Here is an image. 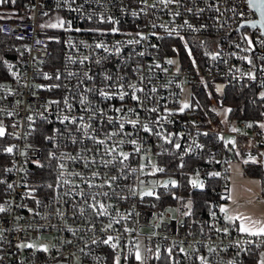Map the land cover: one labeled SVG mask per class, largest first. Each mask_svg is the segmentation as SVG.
Segmentation results:
<instances>
[{"label": "built area", "instance_id": "1", "mask_svg": "<svg viewBox=\"0 0 264 264\" xmlns=\"http://www.w3.org/2000/svg\"><path fill=\"white\" fill-rule=\"evenodd\" d=\"M232 7L245 15H235ZM0 10V33L15 42L14 56L0 62V123L9 147L14 146L0 200L7 209L0 213V264L113 263L110 245L99 243L108 236L119 237L122 251L115 254L120 255L121 264L133 259L136 244L160 256L171 248L170 264H200V255L209 264H227L232 259L257 264L264 242L240 233L224 219L220 207L228 200L229 166L234 159L264 167V128L259 126L264 123V99L259 102L258 117L232 118L228 125L215 127V119L202 120L193 112L176 110L182 91L196 78L215 80L218 85H254L264 92L263 31L244 26L257 19L254 9L243 0H179L168 5L159 0H15L14 4L8 0ZM113 27L119 32H111ZM165 37L180 39L183 48H166ZM244 37L253 43L247 44ZM129 40L139 43L128 44ZM98 43L108 51L97 48ZM216 53L220 55L213 59ZM173 55L180 58L178 68L167 63L166 58ZM105 75L113 80H105ZM129 84L144 89L136 92L140 101L131 98L134 90ZM99 90L111 98L102 97ZM120 91L127 93L123 101ZM53 100L61 103H48ZM89 109L95 112L91 119ZM65 115L76 117V124L62 123ZM128 120L138 123L133 127ZM87 124L91 127L84 135L81 126ZM143 125L152 131H144ZM66 128L75 132V144ZM77 128L81 131L76 132ZM112 132L120 134L109 138ZM226 136H232L234 143ZM133 139L139 152L130 143ZM112 147L116 150L108 152ZM121 151L129 154L127 160L119 155ZM172 156L177 157L175 168L167 167ZM197 156L203 163L190 166L189 187L203 190L210 179L218 183L205 218H194L191 207L188 211L178 207L177 201L187 195L173 192L181 181L180 165ZM93 172L99 174L93 176ZM174 179L175 186L167 183L165 187ZM193 180L203 187H193ZM147 192L153 195H144ZM93 194H98L96 201L91 199ZM93 203L96 209L90 207ZM99 203L105 204L104 210ZM168 206L176 211H167ZM105 210L106 215H97ZM109 223L112 228L105 231ZM225 227L229 234L217 231ZM237 240L256 243L245 244L251 251L237 255ZM20 244L36 247L21 248ZM209 247L215 251L209 252Z\"/></svg>", "mask_w": 264, "mask_h": 264}, {"label": "snow or ice", "instance_id": "2", "mask_svg": "<svg viewBox=\"0 0 264 264\" xmlns=\"http://www.w3.org/2000/svg\"><path fill=\"white\" fill-rule=\"evenodd\" d=\"M8 0H0V5H3L5 3H7ZM144 2L146 3V0H144ZM244 3L247 4L248 8L249 9H254L256 12L259 13V16H260V19L258 21H251V27L252 28H256L257 25H259V27L261 29H264V0H243ZM11 3H15V0H11ZM159 3L160 4H163V5H168V4H171V3H179V0H159ZM153 7H155V5H152ZM211 7V6H210ZM187 11H192V9H186ZM216 11H219V9H215ZM200 11L202 12L203 9H200ZM230 11H232L235 15L237 16H244L245 13L243 11H237V8L236 7H232L230 9ZM133 15H136L135 12L132 13ZM180 13L177 12L175 15H179ZM89 19H91V16L88 17ZM104 18L101 17V20H103ZM108 20L111 21V17H108ZM115 24H118L119 21H111ZM64 24V21L63 20H60L59 21V26H63ZM185 24H188L187 21H185ZM50 27H57L58 25L57 24H52V25H49ZM153 27H155V25H153ZM188 27L191 28L192 25L188 24ZM79 30V29H77ZM99 31V30H97ZM111 32L113 33H117L119 32V29L116 28V27H113L111 29ZM171 34V33H169ZM139 35V34H138ZM261 36H264V33H261ZM181 39H183V37H181ZM245 39V42L249 45H251L253 43L252 39L249 38V37H244ZM120 42H117V44H119ZM128 44H134V43H139V40H129L127 41ZM262 44H264V40L261 41ZM97 48H104L105 51H108V48L103 44V43H98L95 45ZM236 47H239V45H236ZM116 52L119 53L120 51V48L119 47H116ZM189 55H191V50H189L188 52ZM139 55L143 56L144 53H139ZM220 55V53H216L215 55H213V59H216L218 56ZM244 59H248L247 57H243ZM249 63H252V61L249 59L248 60ZM97 63H99V61H97ZM168 64H173L175 63V61L173 60H168L167 61ZM193 63H195V61H193ZM15 75V73H14ZM251 75V74H249ZM45 77L48 78V79H51V77H48L47 74H45ZM59 77L57 76V79ZM105 80H113V77L111 75H105ZM253 79H255L254 76H252ZM89 79H91V77H89ZM117 79H120V77H117ZM37 87H43V86H37ZM128 87L132 88L134 91L131 95V98L133 100H137V101H140V97L136 95V92H143L144 89L143 88H138L135 84H129ZM120 88L123 89L124 88V85H120ZM89 91H91V89H89ZM153 92L156 91L155 88L152 89ZM99 94L102 96V97H105L106 99H110V95L108 92L106 91H103V90H99ZM127 95V93L125 91H120L118 93V96H119V99L121 101H123L125 99V96ZM260 98L261 99H264V92H261L260 93ZM86 99V98H85ZM85 101L82 99L81 100V103L83 104ZM19 103V102H17ZM49 104H56V105H59L61 103V101L59 100H53V101H50L48 102ZM64 103L67 104V99L64 100ZM69 108H71V105H68ZM190 105L188 103H184L183 106L180 108V111L182 112L184 109L186 108H189ZM89 111L91 112V115H90V119L93 118L95 116V112L90 110ZM102 111V110H101ZM115 111L117 112H120L122 111V109L120 108H117L115 109ZM128 111L132 112V111H135L134 109H129ZM151 111L155 112L157 111L156 108H152ZM228 111H231V109H228ZM9 115H11V113H9ZM32 116H29L28 117V120H32ZM84 118L83 117H80V120H83ZM113 118L112 117H108V120L111 121ZM71 120V122L73 124H76L77 120H76V117H70V116H63L62 117V120L61 122L63 123L64 121H69ZM129 124L133 125V127L136 126V124L138 123L137 120H128L127 121ZM261 128H264V123H261L259 125ZM91 125L90 124H87V125H82L81 128L84 129V135H87V129L90 128ZM120 129L122 130L124 128V123L121 122L120 125H119ZM81 128H77L75 131L76 132H79L81 131ZM143 130L146 131V132H151L152 129L150 127H148V125H143ZM5 126L3 125V123H0V137H3L5 135ZM56 132H59V130H55ZM233 131H236V129H233ZM65 132L67 133L68 137L72 139V142L75 144L77 141L75 139V132H73L72 130H69V129H65ZM120 133H117V132H112L109 136V138H111V136H117L119 135ZM159 135V134H158ZM47 139L51 140L52 137L49 136L47 137ZM165 139L167 140V137H165ZM99 144H105L106 141L105 140H99L97 141ZM168 143H172L171 140H168L167 141ZM119 143H123V140H121ZM130 143H132L133 145H137L136 147V151L139 152L140 150V147L137 143V141L135 139L131 140ZM232 143H234V141H232ZM13 147L14 146H11V147H7L6 149H4V151H6L7 153H12L13 152ZM175 147L177 149H179L181 147V145L179 143H176L175 144ZM116 149L115 147H112L111 149H108L107 151L108 152H114ZM89 151H91V149H89ZM68 155V158L70 159H73L75 160L76 157L74 156H71L70 154H67ZM119 155L121 157H123L124 160H127L129 158V154L128 153H125L123 151H121L119 153ZM95 161L93 160V163ZM102 163H104L105 165L107 163H109L108 161H102ZM245 163H247V161H245ZM155 167V166H154ZM180 167H184L183 164L180 165ZM60 168L63 169L64 168V165L63 164H60ZM7 171H11V169H7ZM133 171H135V169H133ZM157 171H161L163 172L164 169L163 168H158ZM99 173L97 172H93L92 175L93 176H96L98 175ZM75 175H79L78 173H76ZM211 175H219V173H212ZM112 179H115V177H113ZM0 182H3V181H0ZM167 183H171L173 186L176 185V181L175 180H171L169 182H166L165 183V187H167ZM192 184H193V187H203V184L202 183H199L197 182L196 180H193L192 181ZM13 186L11 184L8 185V188L11 189ZM48 187H52V185H48ZM89 187H92V185L90 184ZM81 195H83V193H81ZM98 194H93L91 196V199L93 201H96V197H97ZM104 196H107L108 193H104L103 194ZM144 195H153L152 192H147V193H144ZM229 199H231V197H229ZM85 203H87V199L84 201ZM39 203V201L37 202ZM91 208L93 209H96L97 205L96 203H93L90 205ZM188 207L190 208L191 207V202L189 201L188 203ZM99 208L101 210H104L105 209V204L103 203H99ZM7 211V209L5 208V206L3 204H0V213H3ZM29 211H31V209H29ZM81 212L84 211L83 208L80 209ZM220 211L222 213H224V219L227 220L228 222L232 223V224H235L236 221H239V225H238V231L240 233H243V234H247L248 236L250 237H257L260 239L261 242H264V219H259V218H253L252 216H249V215H244L243 213H239V212H233V213H230L229 212V209L227 207H220ZM107 212L106 210L105 211H101V212H97V215H106ZM186 215L189 214V213H185ZM212 216L215 217V213H212ZM117 223L119 221H116ZM112 228V223H109L107 228H105L104 230L107 231L108 229ZM125 231H128L127 229H125ZM218 232H224L225 234H229V229L227 227L223 228V229H217ZM3 235V232L0 231V236ZM118 240H119V237H113V236H108L107 238L99 241V243H102V244H105V245H110L111 249L113 250L114 252V258H113V264H121V257L120 255L118 254H115L117 252V250H120L122 251V249H120V245L118 243ZM95 243V241H94ZM256 243L255 241H251V240H247V241H243L241 242L240 240H237L235 242V245L234 246H237L239 251L237 252V255H239V252L240 251H243V252H250L251 249L249 248H245L244 245L245 244H254ZM257 247L260 246V244H256ZM19 247L21 248H24V247H28V248H33V247H36L35 245L33 244H20ZM43 251L44 252H48L49 251V248L47 246H41ZM147 251H151L150 249H148ZM168 253H169V256H171V252H172V249L169 248L168 250ZM181 252L184 251L183 248L180 249ZM209 252H214L215 249L212 248V247H209L208 249ZM133 254V250L132 249H128V255H132ZM156 258L159 259V254L157 252V255H156ZM198 260L200 261V264H209V260L203 256V255H200L197 257ZM0 259H2V257H0ZM125 259H127V256L125 257ZM134 259L136 261L139 262V264H146V257L144 255L141 254V251H140V245L139 244H136L135 245V252H134ZM227 264H242L241 261L237 260V259H232V260H229L227 262ZM258 264H264V252H260L259 253V260H258Z\"/></svg>", "mask_w": 264, "mask_h": 264}, {"label": "trees", "instance_id": "3", "mask_svg": "<svg viewBox=\"0 0 264 264\" xmlns=\"http://www.w3.org/2000/svg\"><path fill=\"white\" fill-rule=\"evenodd\" d=\"M14 44L8 36L0 33V62L9 60L14 56ZM163 45L170 49L176 47L182 49V41L175 37H165ZM218 82L215 80H202L196 78L190 84L192 91V110L202 120L208 118L214 119V106L212 100L217 103L227 105L231 111H229V118L237 117H258L261 109L259 102L260 89L254 85H237V84H225L222 86L220 92L216 89ZM195 105V107H194ZM9 140L4 135L0 137V200L3 198L6 189V183L8 178L7 169L10 166L9 153L4 151L9 147ZM166 162V161H165ZM177 157L172 156L167 160V167H176ZM203 158L200 156L190 158L184 162V167H180L179 170L182 173L180 184L174 189L176 194H184L191 198V215L194 218H205L210 211L212 199L214 198L213 190L218 187V183L215 179H210L205 189L191 188L188 185V171L190 166L194 164H202ZM243 172L248 176H255L261 179V192L264 197V167L257 162L247 161L244 162ZM129 264H133V259L129 260ZM108 264H113L111 261ZM146 264H170L168 256H162L160 259H156L153 255L150 256Z\"/></svg>", "mask_w": 264, "mask_h": 264}, {"label": "crops", "instance_id": "4", "mask_svg": "<svg viewBox=\"0 0 264 264\" xmlns=\"http://www.w3.org/2000/svg\"><path fill=\"white\" fill-rule=\"evenodd\" d=\"M245 161L254 162L236 158L230 163L229 179L226 187L228 200L224 207H227L230 213L239 212L253 218L264 219V197L261 192V179L244 174ZM232 225L238 229L239 221Z\"/></svg>", "mask_w": 264, "mask_h": 264}, {"label": "rangeland", "instance_id": "5", "mask_svg": "<svg viewBox=\"0 0 264 264\" xmlns=\"http://www.w3.org/2000/svg\"><path fill=\"white\" fill-rule=\"evenodd\" d=\"M0 11H3V10H0ZM166 60H173L175 61L174 66L176 68L179 67L180 65V58L178 55H173V56H170V57H167ZM222 84H219L218 86H216V89L220 92V90L222 89ZM192 91H191V87L188 85L181 93V98H180V103H179V106L176 108L177 111H180V108L183 106L184 103H188L190 105L189 108H186L184 109L183 111L187 112V113H191L193 112L192 110ZM212 104L214 106V116H215V124H213V127L219 125V124H222V125H228L230 120L232 118H229V107L227 105H223V104H220V103H217L215 100H212ZM195 107V105H194ZM182 111V112H183ZM194 113V112H193ZM227 139L231 140V141H234V138L232 136H226ZM176 181V179H174ZM176 194V193H175ZM189 201L191 202V198H189L188 196L186 198H180L178 201H177V206L178 207H183L185 208L186 211L189 210V207H188V203ZM167 211H171V212H175L176 211V208L175 206H168L166 208ZM149 248H144L140 245V251H141V254L144 255L146 257V261L147 259L152 256V253H150V251H147ZM261 252H264V251H261ZM156 255H157V251L155 253V258H156ZM168 256V251L165 252V254L163 255H159V259L162 257V256ZM157 259V258H156ZM259 260V259H258ZM130 261H126L124 264H129ZM133 264H139L138 261H136L133 257ZM257 264H258V261H257Z\"/></svg>", "mask_w": 264, "mask_h": 264}, {"label": "water", "instance_id": "6", "mask_svg": "<svg viewBox=\"0 0 264 264\" xmlns=\"http://www.w3.org/2000/svg\"><path fill=\"white\" fill-rule=\"evenodd\" d=\"M257 13V19L255 20V21H258L259 19H260V16H259V13L258 12H256ZM244 26H249V27H251V23H244ZM257 27H259V25H257ZM252 28V27H251ZM262 31H263V33H264V29H262Z\"/></svg>", "mask_w": 264, "mask_h": 264}]
</instances>
